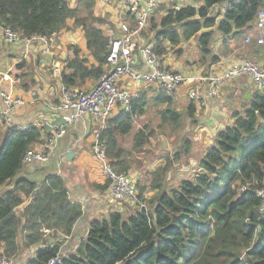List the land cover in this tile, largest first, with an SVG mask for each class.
Returning a JSON list of instances; mask_svg holds the SVG:
<instances>
[{"label": "trees", "instance_id": "trees-1", "mask_svg": "<svg viewBox=\"0 0 264 264\" xmlns=\"http://www.w3.org/2000/svg\"><path fill=\"white\" fill-rule=\"evenodd\" d=\"M225 1L203 0L199 7L170 9L159 25L152 17L157 27L154 50L164 56L169 52L168 42L182 53L183 42L197 37L200 62L217 63L216 36L237 35L255 23L264 8V0H235L225 12L210 15ZM79 3L89 10L86 16L69 0H0V29L10 27L25 37L59 34L69 28V20L81 27L98 66H88L89 61L75 48V56L66 60L61 73L67 87L81 86L87 77L99 78L109 53L108 39L99 27L104 18L95 16L93 10L95 0ZM159 100L171 102L168 96ZM145 105L141 94L131 112L121 110L109 120L102 132L109 157L119 145L116 134L133 131V116L144 113ZM189 109L193 116V101ZM161 114L163 122L168 119L180 126L178 112L167 108ZM233 118L232 125L218 131L190 176L166 185L172 159L189 154L191 144L185 138L182 148L154 173L150 188L155 194L145 197L139 192L148 208L138 207L127 214L116 210L93 220L78 250L63 255L60 264H264V214L259 213V190L264 187V91L256 89L250 103L235 111ZM41 136V129L32 124L25 130L8 128L0 136V188L14 181L0 194V246L13 260L22 247H37L25 264H49L61 255L62 236L71 235L83 215L82 205L71 201L60 174L40 182L17 177L27 151ZM148 137L138 130L135 146ZM112 164L119 172L129 171L128 162Z\"/></svg>", "mask_w": 264, "mask_h": 264}, {"label": "crops", "instance_id": "crops-1", "mask_svg": "<svg viewBox=\"0 0 264 264\" xmlns=\"http://www.w3.org/2000/svg\"><path fill=\"white\" fill-rule=\"evenodd\" d=\"M69 1L72 6L83 9V4L79 3V0ZM188 1L191 2L192 0ZM79 4L80 6H78ZM93 10L95 16L104 18V22H110L114 28H117L118 34L121 33L119 28L121 21H127L133 25L128 13L117 2H113L112 0H95ZM104 22L99 25L102 31V24ZM67 25L69 28H64L58 34L56 46L51 53L46 52L43 46L38 44H10L3 36V29H0V75L8 72L13 77V81L4 83L3 87L7 91L25 97L28 100L26 106L13 114V120L19 124L34 123L38 119L48 120V125L41 129L42 136L39 142L32 146L36 149L44 148L47 137L51 135L57 125L62 123L63 118L70 113L69 111L59 109L64 84L61 78L62 72L56 74L53 70L54 66L60 64L64 68L67 58L75 56V48L80 49V54L89 61L87 63L88 66H98V62L87 48V42L81 27L77 25L73 26L72 20H69ZM103 35L107 37L105 30L103 31ZM259 36L260 31L256 26V20L252 25L241 29L237 35L222 36L218 34L215 38L214 53L220 57V60L211 65H205L200 62L201 54L198 47V39L194 37L187 42H183L181 45V48H185L187 43H191V53L188 50L182 53L169 51L162 56V64L169 70L183 71L193 75L221 72L226 67L239 61H248L256 59L259 56L264 57V44L258 42ZM154 37L155 35L152 38H148L143 34V38L149 45H155ZM166 43L169 44L168 42ZM260 61L264 62L263 60ZM106 70H108L107 65L104 67V71ZM99 78L87 77L81 86L75 87L91 89L98 83ZM119 85L137 90L139 92L138 98L143 94L146 101V93L148 91L144 88L146 87L145 84H138L131 78L124 77L120 80ZM150 86L156 88L154 85ZM190 87V84L182 85L171 96L158 92L159 94L153 98L154 102H158L159 105L163 106V110L169 108L170 103L171 105L172 102L175 104L171 109L180 114V126L182 123H184V126L186 125L184 132H190V136L186 138L190 141L191 151L194 144L200 145L198 151H201L200 156L190 154V151L189 154L184 156L189 160V164H184L183 166L180 164L176 169L173 168L174 163L171 162L172 168L168 173L166 185L174 184L180 179L188 177V174L195 170L200 157L209 146L214 144L218 131L233 124V113L237 110H243L244 106L250 103L251 97L257 89L254 81L248 76L243 75L224 83L217 97H207L204 105H198L189 97ZM162 96L170 97L171 102L162 103L159 100V97ZM192 101L195 103L196 109L195 114L190 116L188 111L190 110L189 105ZM3 107L4 103L0 99V110ZM144 108V112L146 113L149 108L147 103ZM120 111L119 107L116 108L109 120L117 116ZM145 113L142 114L144 115ZM161 119L163 124H173L168 119H165L163 122L162 114ZM98 127L99 123L93 117L83 115L80 119L67 126L65 135L60 139L55 153L48 162H36L25 165L20 171L21 173L19 172V176H25L39 182L45 180L50 175L60 174L64 178L71 201L82 205L83 221L80 222L78 220L76 222L71 235L62 236L61 251L63 255L75 253L78 250L82 241L86 239L93 220L104 218L116 210L127 214L138 209V206L131 202L115 200L113 197L110 180L103 173L102 167L92 150V133ZM6 130V126L0 120V136L4 135ZM132 134H134L132 131L128 134L120 132L116 134L119 145L114 149L113 156L109 158L114 163L119 160L128 162L130 167L127 174L135 181L139 192L143 191V195L149 197L156 192L149 185L152 179H154V173L168 162L161 160L147 165L154 159L147 160L148 162L146 163L147 156L145 155L143 165L144 144L135 146L133 136L131 138L134 147L137 148H132L131 151L123 146V138L126 135L132 136ZM68 151H73L70 157L67 156ZM182 170H187L188 172L186 173L188 174L183 175V177H181L182 175L179 176V174L185 173ZM173 176L176 177L174 178L175 181H172ZM13 184L14 181L1 187L0 194ZM33 248L22 247L11 264H25L34 255Z\"/></svg>", "mask_w": 264, "mask_h": 264}, {"label": "built area", "instance_id": "built-area-1", "mask_svg": "<svg viewBox=\"0 0 264 264\" xmlns=\"http://www.w3.org/2000/svg\"><path fill=\"white\" fill-rule=\"evenodd\" d=\"M128 13L133 25L127 21H121L118 34L110 22L102 24L103 31L107 33L108 49L106 65L108 70L99 78L98 83L91 89L79 87H62V101L59 109L70 113L63 118L60 125L46 139L43 149L31 147L24 158L25 165L36 162H48L55 153L60 139L65 135L67 126L80 119L83 115L91 116L99 123V127L92 133L93 154L102 167L105 176L110 180L111 190L115 200L128 199L134 205L148 208L144 198L140 197L139 189L135 181L124 172L117 171L107 152V144L102 139V132L108 127L109 119L116 108L131 112L133 102L138 98L139 92L126 86L119 85L124 77L131 78L138 84L154 85L162 93L171 96L177 89L190 84L189 97L198 105H204L207 97H217L221 86L231 80L246 75L254 81L257 89L264 91V65L251 61H239L226 67L221 72L206 74H189L183 71H172L162 64V56L154 50V45H149L143 38V31L149 26L150 19L164 6L175 11L195 5L188 0H112ZM235 0H226L220 6L212 9L210 15L215 12H225ZM166 13V14H167ZM256 26L260 31L258 42L264 44V8L259 10L256 18ZM3 36L10 44L22 43L25 45L38 44L43 46L46 52H52L58 40V34L50 36L21 34L10 27L3 28ZM68 59V58H67ZM56 74H60L63 66L57 64L53 68ZM13 77L5 72L0 75V99L4 107L0 110V120L6 128L17 127L27 129L31 124L37 128H44L48 120L38 119L34 123L19 124L13 120V114L27 105L25 97L15 95L4 89L3 84L12 82ZM262 204L259 209L264 214V187L259 190ZM60 254L50 260L49 264H60ZM13 259L4 255L0 246V264H11Z\"/></svg>", "mask_w": 264, "mask_h": 264}, {"label": "rangeland", "instance_id": "rangeland-1", "mask_svg": "<svg viewBox=\"0 0 264 264\" xmlns=\"http://www.w3.org/2000/svg\"><path fill=\"white\" fill-rule=\"evenodd\" d=\"M192 3H195V5H201L203 3V0H192ZM82 6H83V9L80 15L86 16L89 13V10L85 8L84 4ZM167 10H168V7L164 6L161 11L156 12L155 15L153 16L154 21H156L158 25H159V22L162 21L163 17L167 13ZM216 13L217 12L212 14V16H216ZM222 16L223 15H221V17ZM156 30H157V27L156 28L153 27L152 18H151L150 25L147 27V29H145L143 34L146 35L148 38H152V36L155 35ZM167 45H168L169 51H175V53L178 52V47H172L171 44H167ZM191 47H192L191 43H187V46L185 48L183 47L182 50L183 51L188 50L191 53L190 51L192 50ZM250 60L264 65V62L260 61V60L264 61V57L262 56H259L256 59H250ZM144 88L147 89L148 91V93H146V103L149 106V108L147 109L146 113L144 112L145 113L144 115L142 113L134 114L133 116L134 129L132 131V133L135 134L138 130L141 129L145 131L147 134H149L147 141L143 145L144 147L143 150L145 151H143L144 155L142 159V164L144 165L145 155L147 156L146 163L148 162L147 160H150V159L152 160V158L154 159L151 163L147 165H150L155 162H159L161 160L169 162L170 158L172 159L175 153L182 148L184 140L186 137L190 136V132H184V128L186 126V125L184 126V123H182V125L179 127H175L176 125L174 123L173 124H163L162 119H161V114H160L161 110H163V106L159 105L158 102H154L153 100L154 96H157L159 94L158 92L161 93V91L150 85H146V87ZM174 106L175 104L172 102V105L170 104L169 108H173ZM134 134H132V136L126 135V137L123 138L124 140L123 146L131 151H132V148H137V147H134V143L131 138L134 136ZM199 147L200 145L194 144V146L192 147V151L190 148V151H191L190 154H193L195 156H200L201 151H198ZM171 162L174 163V167H173L174 169L178 168L180 164H182V166L184 164H189V160H187V158L185 157L182 159V161L176 160V158L175 159L173 158ZM182 171H184L185 173L179 174V176L182 175L181 177H183V175L188 174L186 173L188 172L187 170H182ZM190 174L191 172L188 175L190 176ZM174 178L176 177L173 176L172 181H175ZM151 183L150 184L148 183V184L151 185ZM147 204L149 205V203Z\"/></svg>", "mask_w": 264, "mask_h": 264}, {"label": "water", "instance_id": "water-1", "mask_svg": "<svg viewBox=\"0 0 264 264\" xmlns=\"http://www.w3.org/2000/svg\"><path fill=\"white\" fill-rule=\"evenodd\" d=\"M72 153H73V151H68V152H67V156L70 157ZM20 173H21V172H20ZM20 173L17 175V177L20 175ZM15 181H16V179H15ZM123 200L130 202L128 199H123ZM131 203H132V202H131ZM79 221L82 222V221H83V217L79 218ZM63 237H64V236H63ZM35 249H37V248H33L32 251L34 252ZM60 256L62 257V256H63V253H62Z\"/></svg>", "mask_w": 264, "mask_h": 264}, {"label": "bare ground", "instance_id": "bare-ground-1", "mask_svg": "<svg viewBox=\"0 0 264 264\" xmlns=\"http://www.w3.org/2000/svg\"><path fill=\"white\" fill-rule=\"evenodd\" d=\"M25 130V129H24Z\"/></svg>", "mask_w": 264, "mask_h": 264}]
</instances>
